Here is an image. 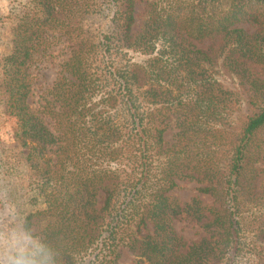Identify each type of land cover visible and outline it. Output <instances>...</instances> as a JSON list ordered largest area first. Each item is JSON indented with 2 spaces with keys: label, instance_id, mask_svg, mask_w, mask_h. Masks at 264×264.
I'll return each mask as SVG.
<instances>
[{
  "label": "trees",
  "instance_id": "obj_1",
  "mask_svg": "<svg viewBox=\"0 0 264 264\" xmlns=\"http://www.w3.org/2000/svg\"><path fill=\"white\" fill-rule=\"evenodd\" d=\"M140 2L27 0L0 59L11 148L41 206L25 219L61 264H115L124 248L134 264H264V0H157L135 32ZM92 16L109 22L95 36ZM213 39L220 54L196 46ZM64 50L35 107L37 65ZM191 183L214 206L172 195ZM179 221L205 237L186 248Z\"/></svg>",
  "mask_w": 264,
  "mask_h": 264
},
{
  "label": "rangeland",
  "instance_id": "obj_2",
  "mask_svg": "<svg viewBox=\"0 0 264 264\" xmlns=\"http://www.w3.org/2000/svg\"><path fill=\"white\" fill-rule=\"evenodd\" d=\"M156 1L142 0L136 6V23L133 28L135 32L141 30L145 13L150 4ZM26 3L27 0H0V59L7 56L12 50L13 31L19 17L25 12ZM85 26L86 31L89 33L87 35L95 36L98 32L106 30L109 22L103 21L99 16H92L85 20ZM243 27L248 30L250 29L248 25H244ZM196 46L206 50L212 48L220 54L218 52L220 46L218 39L197 42ZM65 51H61L59 56H55L50 60L51 62H42L37 65L38 67L34 71V92L30 99V102L35 107L40 105L42 98L45 96V92L55 82L60 70L59 65L67 54ZM215 63L218 72L217 78L225 87L233 89L234 84L238 81L231 77L225 68H223L219 56H216ZM252 113L253 109L245 106L238 112V116L241 119ZM14 127L15 119L7 115L4 107L0 104V192L6 195V203L5 201H0V208H4L6 205L10 206L13 211L26 218L31 211L40 210L41 206L32 205L29 196L30 192L28 191L25 164L20 165L19 158L17 162L13 154L15 150L11 146L14 143ZM167 137L171 138V133H167ZM4 158L6 161H4ZM4 177L5 181H2ZM194 187L196 186L192 183L182 184L180 188L173 191L172 195L183 204L198 200L203 206H214V199L211 196L199 193ZM102 202L103 200H100L98 208ZM42 224L43 222L39 223L36 228H40ZM174 229L186 248L198 243L205 237L202 222L179 221L174 223ZM137 255V252L130 249H121L115 264H134L137 260Z\"/></svg>",
  "mask_w": 264,
  "mask_h": 264
},
{
  "label": "clouds",
  "instance_id": "obj_3",
  "mask_svg": "<svg viewBox=\"0 0 264 264\" xmlns=\"http://www.w3.org/2000/svg\"><path fill=\"white\" fill-rule=\"evenodd\" d=\"M0 201L6 195L0 192ZM60 251L10 206L0 208V264H61Z\"/></svg>",
  "mask_w": 264,
  "mask_h": 264
}]
</instances>
